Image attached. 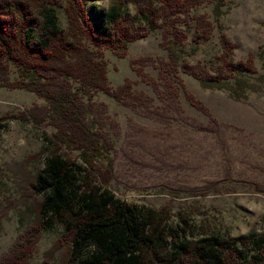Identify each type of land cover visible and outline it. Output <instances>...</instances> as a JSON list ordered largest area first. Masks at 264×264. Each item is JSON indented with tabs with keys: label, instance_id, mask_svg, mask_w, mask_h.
Masks as SVG:
<instances>
[{
	"label": "trees",
	"instance_id": "1",
	"mask_svg": "<svg viewBox=\"0 0 264 264\" xmlns=\"http://www.w3.org/2000/svg\"><path fill=\"white\" fill-rule=\"evenodd\" d=\"M202 1L108 0L103 8L101 0H0V85L44 100L28 114L38 126L54 129L53 137L44 133L46 163L30 182L38 214L0 264H32L44 233L55 226L63 229L56 245L65 247L60 264H264V234H200L186 217L173 223L169 210L129 204L107 187L114 143L98 128L96 97L104 92L120 99L129 86L111 88L106 51L125 58L132 43L162 30L166 82L184 72L202 89L234 101L264 93V48L259 70L253 59L235 62L236 46L222 23L226 0H212L211 14L194 15ZM57 7L65 8L66 29ZM215 32L220 50L211 63L184 60L189 39L194 51ZM9 64L17 68L15 82ZM63 148L80 160L64 156Z\"/></svg>",
	"mask_w": 264,
	"mask_h": 264
},
{
	"label": "rangeland",
	"instance_id": "2",
	"mask_svg": "<svg viewBox=\"0 0 264 264\" xmlns=\"http://www.w3.org/2000/svg\"><path fill=\"white\" fill-rule=\"evenodd\" d=\"M107 1L100 6L105 8ZM226 3L222 23L236 46L234 60L253 59L259 70L264 0ZM213 7L212 0H203L193 14H211ZM56 9L66 29L65 8ZM219 50L215 32L194 51L189 39L182 56L193 64H209ZM167 58L162 30L132 43L125 58L105 53L111 88L129 86L120 99L104 92L96 97L98 128L114 143L107 187L129 204L169 210L173 223L186 217L200 234H264V93L234 101L222 91L202 89L184 72L166 82L161 62ZM9 66L10 82H15L17 68ZM44 105L32 92L0 85V257L38 214L30 182L46 163L44 133L53 137L54 129L35 124L28 111ZM61 153L80 160L66 148ZM62 233L61 226L44 233L32 264L62 262L65 247L56 246Z\"/></svg>",
	"mask_w": 264,
	"mask_h": 264
}]
</instances>
